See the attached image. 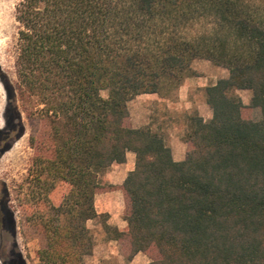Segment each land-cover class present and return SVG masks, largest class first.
<instances>
[{
    "label": "trees",
    "instance_id": "1",
    "mask_svg": "<svg viewBox=\"0 0 264 264\" xmlns=\"http://www.w3.org/2000/svg\"><path fill=\"white\" fill-rule=\"evenodd\" d=\"M251 10L249 0L16 2V87L0 74L13 115L0 141L20 118L18 98L33 101L49 125V154L33 158L32 179L46 195L67 186L40 217L46 240L35 264H85L94 246L86 222L103 216L94 195L114 188L101 176L127 151V227L115 229L127 259L264 264V20ZM196 58L228 75L204 87L211 119L186 115V156L176 161L165 132L130 124L128 101L175 96ZM238 89L251 91L248 105Z\"/></svg>",
    "mask_w": 264,
    "mask_h": 264
},
{
    "label": "rangeland",
    "instance_id": "2",
    "mask_svg": "<svg viewBox=\"0 0 264 264\" xmlns=\"http://www.w3.org/2000/svg\"><path fill=\"white\" fill-rule=\"evenodd\" d=\"M17 1L0 0V74L6 76L13 87H16L17 23L14 19V7ZM249 1L252 9L250 13L264 20V0ZM193 66L198 69L195 73L197 71L202 74L211 73L217 77L228 73L225 67L216 65L206 58L194 59L191 64V67ZM237 93L244 104L248 105L252 96L251 91L238 89ZM101 94L106 96L107 91L102 90ZM195 94L198 97L199 93ZM135 97L128 101L131 125L132 118L139 115ZM175 99L176 94L166 98L169 103ZM6 102V92L0 77V130L5 132L10 127L8 119L13 115L7 109ZM142 103L148 109L147 116L151 118L152 128L165 132L168 140L169 133L176 131L175 126L164 121L154 123L152 120L154 111L156 109L163 111L160 109V103L165 102L146 98ZM17 107L20 118L13 121L16 127L9 133L7 140L0 141V147H5L4 151L0 152V264H35L38 262L37 251L46 240L40 226V217L46 214L48 204L57 203L67 186L64 182H57L46 195L45 187L32 179L30 168L33 158L49 154L47 150L49 125L45 118L37 114L38 106L33 101L19 97ZM247 112L248 109L245 108L243 115L245 116ZM170 114L174 117L179 116V112L175 110H171Z\"/></svg>",
    "mask_w": 264,
    "mask_h": 264
},
{
    "label": "crops",
    "instance_id": "3",
    "mask_svg": "<svg viewBox=\"0 0 264 264\" xmlns=\"http://www.w3.org/2000/svg\"><path fill=\"white\" fill-rule=\"evenodd\" d=\"M192 70H198L197 67H191ZM228 73L217 77L213 74H202L199 71L186 76L176 91L174 102H168L166 98L157 93H141L136 95L139 112L137 118H132L133 127L151 125V118L147 116V107L142 100L165 102L160 103V109L163 111H154L152 120L164 121L168 125H174V132L169 133L168 143L171 147L173 159L181 161L186 156L187 145L182 140V135L186 126V115L196 109L205 121L212 117V110L205 101L204 87L213 84L217 79L226 77ZM198 92V97H196ZM148 96V97H145ZM142 103V104H141ZM171 110L179 112V116L174 117L170 114ZM179 128H178V127ZM184 127V128H183ZM135 154L132 151L126 152V160L122 163H112L110 167L102 174V180L108 184L114 185V188L102 189L94 195V206L98 215L97 218L89 219L86 222L87 227L93 232L94 246L92 253L85 256V264H145L150 259L142 253L134 254L127 259L123 254V241L115 232L125 231L127 227L124 219L125 198L121 189L128 172L134 168Z\"/></svg>",
    "mask_w": 264,
    "mask_h": 264
},
{
    "label": "flooded vegetation",
    "instance_id": "4",
    "mask_svg": "<svg viewBox=\"0 0 264 264\" xmlns=\"http://www.w3.org/2000/svg\"><path fill=\"white\" fill-rule=\"evenodd\" d=\"M19 264V263H18Z\"/></svg>",
    "mask_w": 264,
    "mask_h": 264
}]
</instances>
